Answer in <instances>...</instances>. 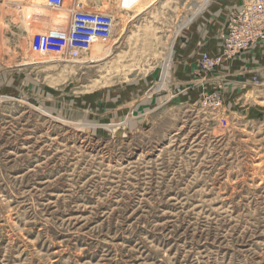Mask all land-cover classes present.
Here are the masks:
<instances>
[{"label": "rangeland", "instance_id": "1", "mask_svg": "<svg viewBox=\"0 0 264 264\" xmlns=\"http://www.w3.org/2000/svg\"><path fill=\"white\" fill-rule=\"evenodd\" d=\"M73 1L0 0V264H264V45L163 95L241 0H79L116 18L86 53Z\"/></svg>", "mask_w": 264, "mask_h": 264}, {"label": "built area", "instance_id": "2", "mask_svg": "<svg viewBox=\"0 0 264 264\" xmlns=\"http://www.w3.org/2000/svg\"><path fill=\"white\" fill-rule=\"evenodd\" d=\"M137 0H134V5ZM52 10H65V0H47ZM69 8V7H68ZM68 31L65 36V50L71 53H86L95 44H104L114 38L116 18L111 13L87 10L79 0L70 4ZM264 45V0H241L230 7L224 20V26L218 37V52L211 54L207 50L200 52L198 76L200 78L215 72L232 62L246 51ZM253 81L258 83L257 76ZM202 107L214 110L222 109L223 94L216 91L206 95ZM223 126L228 125L226 115L220 117Z\"/></svg>", "mask_w": 264, "mask_h": 264}, {"label": "crops", "instance_id": "3", "mask_svg": "<svg viewBox=\"0 0 264 264\" xmlns=\"http://www.w3.org/2000/svg\"><path fill=\"white\" fill-rule=\"evenodd\" d=\"M198 40L199 39L196 34L195 39H191L190 43L187 46L179 47L173 64H189V65L180 67L178 72L174 74L173 76L174 78H172L173 80H171L172 83L170 82L171 83L170 89L166 90V93L163 94L165 97L174 98L175 97L174 93L176 92L177 94L178 90H179V94L184 93L182 89L184 87L186 89V86L190 84L189 82L198 85L202 83L206 78V77L200 78L198 75L195 74L200 52L203 51L202 46L199 44L201 41ZM207 51H209L213 55L216 54L218 52L217 44L216 45L212 44L209 47V49H207ZM247 58L250 59V56H247ZM245 67L251 69L253 68V66L250 63L248 66Z\"/></svg>", "mask_w": 264, "mask_h": 264}]
</instances>
